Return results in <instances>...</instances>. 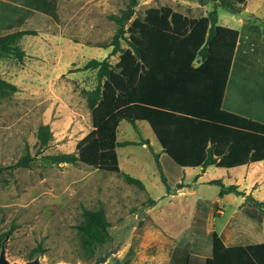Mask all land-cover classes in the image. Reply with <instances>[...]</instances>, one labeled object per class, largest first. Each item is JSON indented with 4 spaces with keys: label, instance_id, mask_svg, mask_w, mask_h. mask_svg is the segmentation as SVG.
Returning a JSON list of instances; mask_svg holds the SVG:
<instances>
[{
    "label": "rangeland",
    "instance_id": "374dc122",
    "mask_svg": "<svg viewBox=\"0 0 264 264\" xmlns=\"http://www.w3.org/2000/svg\"><path fill=\"white\" fill-rule=\"evenodd\" d=\"M202 1L137 0L130 20L142 19L149 7L169 6L194 18L216 7L218 24L238 29L247 43L245 50L236 53L232 76L247 82L245 75L254 74L256 87L264 93V0L235 3L241 7L239 13L226 10L219 0ZM128 2L0 0V34L37 31L19 40L23 60L0 55V77L17 86L14 93L0 98V166L15 162L26 144L35 154L40 125H49L52 132L43 154L72 152L96 130L97 119L86 99L96 85V69H83V65L91 58L117 62L118 53L111 54L110 45L117 25L110 15L120 14ZM120 46H126L123 39ZM116 139H148L149 144L115 147L120 170L82 161L56 164L37 156L28 167L1 173L0 230L14 226L5 244L9 261H26L39 248L42 251L34 257L44 264H91L119 244L117 253L101 264H182L187 254L210 248L213 232L222 230L230 214L231 220L236 219L237 204L245 200L234 193L220 197V186L210 183L212 179L235 183L264 200V161L229 170L181 167L161 152L149 124L141 120L119 121ZM155 153L171 193L160 179ZM122 173L140 179L144 190L127 183ZM178 183L184 186L177 189ZM149 198L156 201L154 205L147 206ZM99 206L109 222V238L90 252L81 243L76 225L83 207ZM223 208L226 215L220 216L217 210ZM252 208L248 202L240 211Z\"/></svg>",
    "mask_w": 264,
    "mask_h": 264
},
{
    "label": "trees",
    "instance_id": "16d2710c",
    "mask_svg": "<svg viewBox=\"0 0 264 264\" xmlns=\"http://www.w3.org/2000/svg\"><path fill=\"white\" fill-rule=\"evenodd\" d=\"M246 0H219L222 7L232 13L241 12ZM205 3V1H202ZM137 0H129L118 15H110L116 31L110 45L111 54L118 53L115 64L106 58L89 59L83 69H96L97 82L87 93V105L97 119V128L82 138L72 152L43 154L41 151L52 139L49 125L37 128L31 154L26 144L24 152L15 162L0 166L11 173L18 167H28L39 156L52 163L79 161L93 166L119 169L115 147L139 142L117 141L119 121L125 119L135 124L146 121L155 134L161 151L181 167H234L264 160V123L227 111L221 107L229 68L238 31L218 24L217 8L200 18L190 17L169 6L149 7L142 19L130 20ZM32 28L0 34V55L23 60L24 50L19 40L25 35H35ZM126 46H120V40ZM17 86L0 77V98L12 94ZM160 179L167 191L169 185L162 172L158 154H154ZM120 170V169H119ZM125 181L144 190L142 181L122 173ZM210 183L220 186L219 195L244 194L236 184L225 185L220 179ZM177 188L183 187L178 183ZM255 207L264 211V200L248 194ZM149 198L147 206L155 204ZM109 222L103 207L82 208V220L76 225L81 243L88 251L104 246L109 238ZM14 226L0 230L1 242L8 241ZM213 264L222 254L227 264H238L232 249L224 248L215 232L212 234ZM35 248L28 260L34 258ZM224 251V253H222ZM201 260L189 255L186 264ZM204 264H207L204 259Z\"/></svg>",
    "mask_w": 264,
    "mask_h": 264
},
{
    "label": "crops",
    "instance_id": "0c3cea01",
    "mask_svg": "<svg viewBox=\"0 0 264 264\" xmlns=\"http://www.w3.org/2000/svg\"><path fill=\"white\" fill-rule=\"evenodd\" d=\"M237 31H238L237 40L227 76L225 89L223 92L221 107L227 111L264 123V93L260 89H258V87H256V82L254 79L255 75L254 74L245 75L247 82H245L244 79H242V81H238L236 78L234 79V75L232 76L233 63L236 57V53L245 50L247 46L246 41H244L245 38L244 37L242 38V35L238 29ZM263 41H264V36H263ZM255 45L256 44L253 43V46ZM249 60L251 61V59ZM259 162H253V163H259ZM253 163H248V164L229 167V168H225V167H217V168H223L229 170ZM220 180L222 181V179ZM231 184H235V183H231ZM255 187L256 184L252 186V188ZM181 188H177V189H181ZM242 191L244 192V194H240V195H242L245 200L237 204L238 209L236 212H234L235 208L231 212V213L234 212V216L236 215L237 218L231 220L230 216L232 215L230 214L227 217L226 221L224 222L222 230L219 233H217V236L221 240L224 248H229L233 250L232 255L235 261L238 262V264H264V211L255 207L248 199H246V196L248 194L252 196L251 192L247 193V191L244 190ZM168 193H171V191H168ZM223 195L220 197H223ZM248 202L251 203L253 210L252 209L247 210L248 212L240 211V207L241 206L246 207ZM217 212L218 214H220V216L226 215L225 208L218 209ZM222 253H224V251ZM189 255H193L201 259V260H197V262H194L195 264H204L205 263L204 259L207 261L206 262L207 264H213L212 242L210 244V248L208 247L207 249L204 248L202 250L201 248H199L197 252H194L192 254H187L182 264L187 263V258ZM216 261L218 262V264H227L229 262V259L225 258L224 255L220 254L217 257Z\"/></svg>",
    "mask_w": 264,
    "mask_h": 264
},
{
    "label": "water",
    "instance_id": "95a60500",
    "mask_svg": "<svg viewBox=\"0 0 264 264\" xmlns=\"http://www.w3.org/2000/svg\"><path fill=\"white\" fill-rule=\"evenodd\" d=\"M119 249V244H116L115 247H110L107 250L103 251L100 255H98L91 264H101L105 262L109 256L115 255ZM0 264H44L38 256L23 261V262H11L5 256V242H1L0 246ZM58 264V263H51Z\"/></svg>",
    "mask_w": 264,
    "mask_h": 264
}]
</instances>
